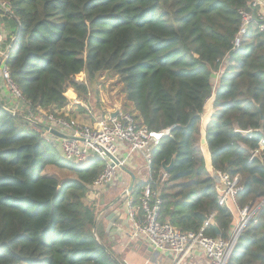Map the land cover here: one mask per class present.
I'll use <instances>...</instances> for the list:
<instances>
[{"label": "trees", "instance_id": "obj_1", "mask_svg": "<svg viewBox=\"0 0 264 264\" xmlns=\"http://www.w3.org/2000/svg\"><path fill=\"white\" fill-rule=\"evenodd\" d=\"M4 1L12 12L4 15L19 30L6 65L24 108L11 115L0 98V264H125L104 227L93 231L99 200L84 202L103 162L65 161L22 117L60 111L70 91L86 101L103 73L117 77L136 123L171 129L151 148L160 222L197 233L214 215L207 237L234 234L232 210L219 206L207 169L204 138L212 170L238 176L236 204L253 211L228 264H264V35L256 20L233 47L248 0ZM80 75L85 80L77 82ZM143 187L138 181L132 191L136 205Z\"/></svg>", "mask_w": 264, "mask_h": 264}, {"label": "built area", "instance_id": "obj_2", "mask_svg": "<svg viewBox=\"0 0 264 264\" xmlns=\"http://www.w3.org/2000/svg\"><path fill=\"white\" fill-rule=\"evenodd\" d=\"M247 7L246 10L239 11L240 26L233 42L234 49L241 46L242 38L247 34L253 20H256L259 32L264 35V0H248ZM0 12L5 15L12 14L10 6L4 0H0ZM15 21L19 23L18 19ZM18 31L10 45L4 48L8 34L0 29V75L7 83L14 100L9 108L16 112L18 110L15 107L23 104V98L19 90L10 82L6 61L15 46ZM218 73L222 72L218 71L215 75ZM74 104L80 106L77 101ZM82 109L88 112L87 107H82ZM88 115H90L89 112ZM44 123L63 134L83 140L80 142L77 139H57L43 134L65 161L76 165L94 161L103 162L102 173L88 187L89 197L86 196L92 200L100 199V192L113 184L119 172V168L105 155L104 151L124 165L121 152L122 147L127 146L130 153H135L144 160L148 175L142 181L144 187L138 204H135L134 197L130 193L123 198L129 230L127 237L132 242H144L150 249L151 256L146 261L147 264H159L167 256L172 257L173 264H187L198 253L202 254L206 264L229 263L238 236L253 214L248 207L240 209L236 204V194L242 190L238 176L230 179L226 174L213 170L210 172L217 184L219 206L231 207L234 218H237V227L230 240L211 238L204 234V229L213 223L214 215L208 217L197 233H182L169 223L160 222L162 201L159 194L152 191L150 184L151 148L158 146L161 140L170 134L171 129L160 132L150 131L145 126L136 123L128 112H120L114 119H111L109 115L100 116L94 119L92 124L83 125L60 114L59 111H53L45 115ZM259 154L260 149L255 150L252 157H258ZM162 178L166 179L167 175L164 174Z\"/></svg>", "mask_w": 264, "mask_h": 264}, {"label": "crops", "instance_id": "obj_3", "mask_svg": "<svg viewBox=\"0 0 264 264\" xmlns=\"http://www.w3.org/2000/svg\"><path fill=\"white\" fill-rule=\"evenodd\" d=\"M0 29L4 30L8 34V38L4 44V48H5V47L9 46L10 43L12 42V40H13L16 32H17V30H16L17 28H16L15 22L13 20H11L9 17H6L4 14L0 13ZM213 80H214V78H213ZM75 94L76 93L74 91H70L66 95L68 102L65 105V107L59 111V113L75 120L79 124H83V125L85 124L86 125V122L87 123L92 122L90 119L91 117L89 118L87 116V114L83 113L81 108H78L73 103L74 101H76V99L73 98V96H75ZM0 98L4 99L5 106L8 108L11 107L12 104L14 103V100H13V97H12L10 91H9L8 85L2 79L1 75H0ZM77 98H80V97H77ZM207 103H206L205 109H204V113L207 112L206 118L210 114L212 102L210 104H208V107H207ZM115 107L116 106H114L113 108L115 109ZM117 107L119 108L120 112H123L122 107H119V106H117ZM113 108L111 109V108L106 107V110H103L104 114L102 113V115H105V116L109 115L113 111ZM40 111H42V110H40ZM134 115H136V113H134ZM206 120H205V122H206ZM203 139L204 138H202L201 140H203ZM201 149H202L204 156L207 159V169L209 172H211L212 168L210 165L209 154L207 152L205 144H202ZM133 154L136 155L135 153H130V150L127 146L122 147L121 160L123 161V164H124L123 166L135 176V183H134V186H135L136 182H138V181L142 182L143 179L147 177L148 171L145 168L146 174H143V172L139 168L136 167V161L133 158ZM130 184H131V177L127 173L119 170L117 177L114 180L113 184L111 186L107 187L106 189L102 190V192H100V199H99L100 205L98 207V215L96 217V223L99 221L100 222L102 221L103 227L105 230L107 227V222L105 221V217L110 212H112L114 210H118L120 213L119 216L123 219V223L119 227V235L114 236L112 238V240H110L109 236L106 235V239L108 240V242H114L113 249L119 253V255L123 258V262L125 264H141V261L139 260L138 256L135 255V250H136L135 246H136V243H138V242L133 244L134 242L130 241L127 237L129 230H128V224H127L126 215H125L126 212H124V210H125L124 205L120 206V207L117 206L120 204V202L122 200H124V198L121 195L124 191H126L128 189ZM134 186H133L132 191H134ZM132 191L130 192V194H132ZM87 196L85 199V203L94 202V200H92L91 198H87ZM117 200H118V202L116 203ZM232 214H233V212H232ZM233 217H234V215H233ZM234 223H235L234 224V232H235L236 227H237L236 226L237 225V218H234ZM140 244L141 243H139L137 246H139ZM143 264H147V262L143 261ZM159 264H173L172 257L167 256V257L163 258V260ZM187 264H206V261L204 260L202 254L198 253L195 255V258L190 259Z\"/></svg>", "mask_w": 264, "mask_h": 264}, {"label": "rangeland", "instance_id": "obj_4", "mask_svg": "<svg viewBox=\"0 0 264 264\" xmlns=\"http://www.w3.org/2000/svg\"><path fill=\"white\" fill-rule=\"evenodd\" d=\"M219 72H221V70ZM220 76H221V73H218L217 75L214 76V80L212 81L213 82L212 84L214 87H215L218 79L220 78ZM81 80L82 81L85 80L84 75H80L77 78V82H81ZM77 97H80V98H77ZM86 97H87V99L85 101L83 96H79L77 93L75 94V96H73V98H75L76 101L80 104V106L76 105L77 107H80L81 109H82V107L88 108V112L90 115H87V116L89 118L91 117L90 119L92 122H90V123L86 122V125L92 124L94 119L99 118L102 115L103 110H106V107L112 109L114 106H119V107H122L123 113L128 112L131 115L132 114L134 115V113H136V110H135L133 103L127 101L125 95H123L121 93V89H120V85L118 83L117 77H112L108 73L102 74V76L96 82L94 90H90V93H88ZM90 97L92 100L91 106L88 105V102L91 101ZM212 100L213 99L208 100L207 107H208V104H210L212 102ZM76 101H74L73 103H75ZM15 108H16V110H18V113H20L23 111L24 104H21L20 106H17ZM113 110H114V108H113ZM48 112H49L48 110H42V111H40V116H36L33 118L36 121L44 123L45 115L48 114ZM88 112H87V114H88ZM102 116H104V115H102ZM206 116H207V112L202 114L201 125H200L201 127L204 126L205 120L207 119ZM133 158L136 161V167L139 168L143 172V174H146V172H145L146 165H145L144 160L141 159L139 156L134 155V154H133ZM49 171L51 174H53V170L51 168L49 169ZM97 200H99V199H97ZM84 202H85V200H84ZM123 205H124V200H122L120 202V204L117 206L120 207ZM124 212H125V210H124ZM96 225H98L100 228H103L102 221L97 222ZM135 243L136 242H134L133 244H135ZM135 249H136L135 255L138 256L139 260L141 261V264H143V261L146 262L150 258L151 253L148 251V247L144 242H141V244L138 247H135Z\"/></svg>", "mask_w": 264, "mask_h": 264}, {"label": "water", "instance_id": "obj_5", "mask_svg": "<svg viewBox=\"0 0 264 264\" xmlns=\"http://www.w3.org/2000/svg\"><path fill=\"white\" fill-rule=\"evenodd\" d=\"M3 109L11 114V115H17V112L8 108V107H5L3 106ZM120 113V110L119 108L116 106L114 111H112L109 116L111 119H114L116 118V116ZM23 119H25L27 122L33 124L34 126L38 127L41 129V132L42 134H48L50 136H53L57 139H66V140H73V139H77L78 141L82 142L83 140L82 139H78V138H75L73 136H70V135H66V134H63L62 132L56 130L55 128H52L50 126H48L47 124L43 123V122H39V121H36L34 120L33 118L29 117V116H26V115H22ZM261 118H263V116L261 115ZM201 143L202 144H205V139L201 140ZM105 155L119 168V170L127 173L130 177H131V184L130 186L128 187V189L126 191H124L122 193V197L125 196L126 194L130 193L133 189V186H134V183H135V176L130 172L128 171L120 162L117 158H115L114 156L110 155L109 153H107L106 151H104ZM163 165V170L164 172H169L173 166V160L171 161V163L168 165V166H164ZM118 202V200L116 201V203ZM264 203V202H263ZM262 203V204H263ZM120 213L118 210H114L112 212H110L106 217H105V221L107 222V227L105 229V234H107L110 238V240H112V238L114 236H118L119 235V227L122 225L123 223V219L119 216ZM95 229H96V222L94 224V227H93V231L95 232ZM150 252V249L148 250ZM115 263L116 264H120L118 260L115 259Z\"/></svg>", "mask_w": 264, "mask_h": 264}]
</instances>
